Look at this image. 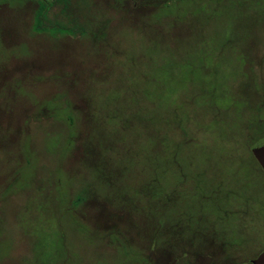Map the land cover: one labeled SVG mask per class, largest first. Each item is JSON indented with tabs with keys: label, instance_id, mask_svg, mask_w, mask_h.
I'll use <instances>...</instances> for the list:
<instances>
[{
	"label": "rangeland",
	"instance_id": "rangeland-1",
	"mask_svg": "<svg viewBox=\"0 0 264 264\" xmlns=\"http://www.w3.org/2000/svg\"><path fill=\"white\" fill-rule=\"evenodd\" d=\"M42 1L44 24L56 19L96 29L104 17L110 21L97 42L78 33L52 40L29 33L34 0L0 3V264H142L138 248L155 264H250L264 247V200L251 205L255 212L238 233L245 240L237 248L224 246L212 231L200 233L193 245L180 240L175 250L172 241L159 250L149 242L146 247L120 212L109 208L111 195L103 187L100 200L69 210V178L81 176L89 162L81 161L82 140L70 151L67 124L56 109H72L76 137L86 136L95 153L103 143L105 149L111 145L107 152L157 149L170 143L162 136L166 120L185 119L198 131L182 138L185 154L178 160L237 185L235 161L225 146H246L256 135L255 128L251 138L238 128L241 97H252L257 81H264V24L257 31L252 20L264 15V0H180L171 7L180 10L167 8L179 17L174 23L150 21L131 29L112 0H69L66 7L63 0ZM244 23L252 33L249 47L237 38L222 43ZM57 92L63 93L58 101L47 98ZM87 112L98 123L89 135ZM110 112L129 113L127 133L116 127L120 117L106 116ZM258 113L264 115V108ZM124 177L130 186L122 188L123 195L142 205L135 189L142 175ZM227 223L234 227V218ZM108 227L124 228L133 234L131 242L97 231Z\"/></svg>",
	"mask_w": 264,
	"mask_h": 264
},
{
	"label": "trees",
	"instance_id": "trees-1",
	"mask_svg": "<svg viewBox=\"0 0 264 264\" xmlns=\"http://www.w3.org/2000/svg\"><path fill=\"white\" fill-rule=\"evenodd\" d=\"M24 1L0 0V3L16 4ZM60 1L56 0V3ZM68 1L63 0L61 2L66 7ZM79 1L85 5L88 3L87 0ZM112 1L123 9L125 13V24L123 25L128 29L139 27L150 21L172 24L179 18L170 15L167 8L171 12L180 10L177 6L171 8L173 3L180 0ZM45 11L44 2L42 0H34L30 22L32 26L29 33H42L52 40L64 36L65 33H78L97 42L105 33L102 26H108L110 21L109 16L104 17L96 29L86 23L78 22L62 25L56 19L53 20V23L44 24L42 19L45 16ZM255 16L252 19L255 24H258V28L255 30L263 31L264 15ZM240 18V22H244L247 19L241 16ZM236 32L239 34H236ZM249 35H252V33L246 23H244L240 27H236L235 35L225 36L222 43H227L230 39L237 38L245 47H249L247 41ZM254 87L255 92L252 97L250 94L241 95V100L243 101L241 103V119L243 122L238 128L239 135L244 132L247 136H250V128L257 130L256 135L250 140L251 142L264 136V115H259L258 113L260 108H264V81L258 80ZM62 95L63 93L57 92L53 94V98H47L58 101V97ZM56 101L55 103H57ZM56 110H58L59 114L61 111L62 123L65 126L67 124L69 135L64 136L66 143H71L68 146L70 151L79 140H82L83 143L81 144L82 146L85 144L86 148L82 152L81 161L89 162L85 166L86 168L82 167L81 176L74 174L73 178H69L68 193L72 198L69 210L75 209L85 200H100L102 194H99L98 190L103 187L105 193L111 195V199L107 202L111 204L109 208L120 212L125 219L124 222H129L128 225H132L134 234L139 235V241H143L146 247L149 242L153 244L151 248L159 250L160 246H165L166 242L172 241L169 247L175 250L178 248L177 244L180 240L193 245L194 242L199 241V234H203L202 232L204 231H212V235L218 239L220 238L226 247H230V245L235 248L239 245L243 246L245 238L239 236L238 233L245 231L249 225L247 217H251L253 212H255L251 205L256 202L258 204L263 203L261 200H264V171L259 167L248 148L250 141L247 142L246 146L238 142L225 146V150L235 161L232 170L235 172V180L238 183L231 186L222 184L219 177L210 173L206 175L204 170H196L194 167L187 169L178 160L179 157L185 154L181 144L182 138H186L189 133L194 135L198 131L195 124L187 123L185 119H173L170 122L166 120V131L162 136H165V138L169 137L170 143L165 141L166 143L159 144L157 149L150 148L148 151L135 154L118 153L114 147L113 150H110L111 152H107L108 147L111 145H108L105 149L103 143L101 149L95 153L93 148L87 145L86 136L79 137L77 134L76 137L77 129L74 126L72 109L69 106H59ZM255 112L256 114L253 116ZM87 113V119H89L90 123L87 132L89 135L97 130L96 125L98 123L93 114ZM133 115L132 113V117H134ZM106 116L111 119L120 117L121 119L116 123V127L122 128L127 133L129 113L119 116L118 113L112 114L110 112ZM33 118L37 119L39 117L34 114ZM28 119L31 118L27 117ZM108 168L111 171L110 176L107 175ZM87 171L93 172L91 177L87 175ZM138 174L142 175V179L135 189L137 190L136 193L144 198L142 205H137L134 201L131 203L122 192V188H129L130 186L124 176L128 178V176ZM84 175L88 176L89 179L83 178ZM206 205L208 207L204 208ZM231 216L234 218V227L227 223V219ZM97 231L102 235L111 232L120 239L127 236L129 242H131V236L133 235L122 227H108L106 229H97ZM189 232H192L193 235H188ZM171 234L174 236L173 240L167 238ZM105 241L107 242V239ZM136 251H139L142 256V264H155V262H150L149 254L146 250L138 248Z\"/></svg>",
	"mask_w": 264,
	"mask_h": 264
},
{
	"label": "water",
	"instance_id": "water-1",
	"mask_svg": "<svg viewBox=\"0 0 264 264\" xmlns=\"http://www.w3.org/2000/svg\"><path fill=\"white\" fill-rule=\"evenodd\" d=\"M248 148L259 167L264 171V136L250 142ZM250 263L264 264V247L250 259Z\"/></svg>",
	"mask_w": 264,
	"mask_h": 264
},
{
	"label": "flooded vegetation",
	"instance_id": "flooded-vegetation-1",
	"mask_svg": "<svg viewBox=\"0 0 264 264\" xmlns=\"http://www.w3.org/2000/svg\"><path fill=\"white\" fill-rule=\"evenodd\" d=\"M251 264V263H250Z\"/></svg>",
	"mask_w": 264,
	"mask_h": 264
}]
</instances>
